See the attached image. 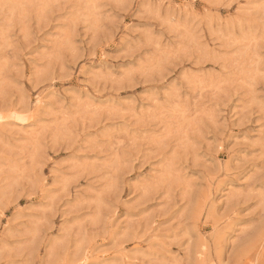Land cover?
<instances>
[{"label": "rangeland", "instance_id": "1", "mask_svg": "<svg viewBox=\"0 0 264 264\" xmlns=\"http://www.w3.org/2000/svg\"><path fill=\"white\" fill-rule=\"evenodd\" d=\"M0 264H264V0H0Z\"/></svg>", "mask_w": 264, "mask_h": 264}]
</instances>
